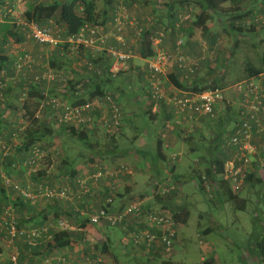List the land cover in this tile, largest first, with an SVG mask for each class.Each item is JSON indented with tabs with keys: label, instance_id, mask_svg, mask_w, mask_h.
Instances as JSON below:
<instances>
[{
	"label": "built area",
	"instance_id": "2783aa9c",
	"mask_svg": "<svg viewBox=\"0 0 264 264\" xmlns=\"http://www.w3.org/2000/svg\"><path fill=\"white\" fill-rule=\"evenodd\" d=\"M29 0H0V24L10 23L16 25L20 32L28 39L41 46L51 48L60 47L67 44L72 50L93 49L98 52L107 48L109 39L114 38L124 44L122 34L126 29H132L138 38L149 31L153 33L154 21L150 19L146 26H143L138 20L129 15V10L125 6L119 5L114 14L111 28L102 25L84 26L75 36L62 34L63 31L52 23L49 26H40L37 23L28 21L20 7ZM178 18L181 24L191 19V14L182 11ZM254 14V15H253ZM251 15L250 21L240 23L249 28L264 24V5L262 6V15L255 13ZM179 28L180 24L176 23ZM108 30V31H107ZM166 34L157 32L152 34L151 43L154 52L153 57L147 60L146 81L149 86V94L154 102H166L171 108L174 116V122L171 125L186 127V134H192L196 124L202 121H213L217 112L223 107H232L233 126L228 135V147L233 155L225 162L222 179L228 182L232 193L237 194L246 183L248 171L259 172L260 178L264 181V71L260 74L249 77L246 80L234 84L231 88L230 100L225 94L226 90L216 87L207 89L203 92L182 91L172 93L170 96L164 86L163 77L167 70L175 64L183 73H187L188 78L198 69V61L193 60L181 54L180 48L183 45V39L180 37L177 41V51L168 52L162 46ZM16 47L11 49L12 54H16L13 64V70L20 74L28 68L32 71L33 58L25 51H17ZM110 55L113 58V64L110 66L109 74L116 78L126 67L132 53L117 49H110ZM88 69L101 75V70H97L94 64L88 63ZM40 74L27 78L30 85L47 83H60L66 85V79L62 74L53 71L50 67H42ZM7 84L3 78H0V100H5ZM23 98L27 97L24 92ZM104 102L110 105V116L103 122L104 127L110 132H118L124 125L125 115L123 110L110 94L104 97ZM98 104V103H97ZM93 105L86 103L84 105L71 104L69 101H63L58 96L44 98L37 109L34 117L42 119L44 113L53 115L57 122L72 126L76 129L86 127L91 121L88 113ZM50 110V111H49ZM16 132L11 138L0 140V160L6 157L15 156L17 146L15 139ZM179 153L173 154L172 162H175ZM47 160V155L43 148L38 144L31 145L22 155L20 165L29 174L36 175L41 166ZM15 166V164H12ZM54 166V160L51 159L50 171ZM15 167H18L15 166ZM102 167V165H101ZM251 169V170H249ZM118 174L130 175L127 168L120 166L115 169L100 168L97 172L86 177L77 178L75 184L77 191L72 192L70 185L52 187L45 182H37L33 187L23 186L12 181L9 175L2 176V182L6 189L13 191L17 197L30 204H38L42 200H66L80 202L83 196L95 197L103 194L102 183L109 178H114ZM201 184L196 183V187L201 191L212 195L217 186L206 175L201 177ZM112 190L104 200V204L99 209L94 208H76L75 211L80 216L88 218L91 226L101 229L103 226L115 228L130 224L132 230L126 227V232L130 237L131 244L146 252H160L164 258L172 255L177 236L179 224L175 222L173 214L161 205L148 206L145 200L137 201L120 209L115 205L116 187L108 185ZM156 196L162 199L168 197L178 190L174 183L162 182L155 184ZM5 209V212H11V207ZM10 215V214H9ZM12 216V215H11ZM11 217V221L5 222L8 230L7 243L12 246L11 254L8 258L9 264H19L20 251L15 245V239L22 240L29 250L38 248L42 245L54 246V235L58 232L71 230V222L67 218H59L56 223H47L39 226L20 227ZM202 243V242H200ZM53 248V247H52ZM55 249V248H53ZM206 253V251H205ZM206 257L201 259L205 263ZM42 264H68L66 259L60 256H45Z\"/></svg>",
	"mask_w": 264,
	"mask_h": 264
},
{
	"label": "crops",
	"instance_id": "0c3cea01",
	"mask_svg": "<svg viewBox=\"0 0 264 264\" xmlns=\"http://www.w3.org/2000/svg\"><path fill=\"white\" fill-rule=\"evenodd\" d=\"M121 1L124 0L102 1L104 6H108L107 8H103L102 15H100L98 9H96L98 19L101 20L102 25H105L107 28H111L114 10L120 3H123ZM93 2H95L96 6H98L97 1ZM41 3L45 2L42 0H29L23 6L27 11ZM253 7L255 6H252V8ZM148 10L157 14V11L148 5L147 7H142V5H139L136 2L133 5H129V15L140 20L143 26H146L151 18L154 21V25L161 21V18L158 19L155 15L149 17ZM253 12L255 11L253 9L251 11L250 9L248 13L251 16ZM57 15L54 19L49 20L46 23L51 25L52 21V23L56 26V22L58 21ZM168 20L171 21L169 22L170 26L174 24V17L172 19L168 18ZM7 24L9 23L7 22ZM59 24L61 25L60 22ZM186 25L188 26V23H186ZM62 27L64 30V26ZM188 27L189 30L186 31V34H192L190 25ZM10 29L11 28L9 26L8 30ZM16 32L14 31V33ZM257 33L259 32H255L254 34ZM211 34H216V32H213L211 29ZM19 35L23 38V41L19 44V46H16L28 48L34 54V57L43 59L41 61L45 60L44 62H46V64L43 65L44 68L48 66L53 71L62 74L66 79V85L64 86H61V84L56 82L47 83L46 81H43L40 86H36V89L38 90V93L36 94L37 98L40 96H43V98L38 100L34 96L31 97L28 99L26 107L23 102V108L25 107L23 110L27 109L28 111V109L31 108L34 109L36 113L39 106L38 102L44 98L52 96H58L61 100L66 98V100L68 99L70 103H74L80 99V97L77 98V96L80 95L79 90H81V88L85 91V93H83L85 103H77V105L89 103L93 105V107L88 113L91 121L87 123L86 127H81L89 139L88 143L82 142L83 144L88 145L89 154L82 156L79 162L72 161L71 163H67V172L65 173L56 171L57 165L55 162L50 171H48L49 168L41 167V171L36 175L28 174L20 165L21 156L23 155L21 154L16 156L14 161L18 162V167L16 168L17 171L12 172L10 175L13 174L17 180L24 182L25 185L33 184L37 180V182H45L52 187H59L68 184L70 185L72 192H76L77 185L75 184V180L77 178L91 175L97 172L100 168L109 167L111 169H115L123 166L127 168L129 173H131L130 175L125 174L124 176L118 174L114 178L107 179L101 184L103 194L97 193L95 197L83 196L80 202L77 200L70 202L66 200H42L37 204V206H32L27 203L24 204V206H21L19 204L20 201L16 204V202H14L15 198L11 200L13 193L12 195L8 193L5 194V197L1 200V202L4 204L14 202L18 205L16 207V211L13 210V214H16L14 215L23 227L56 223L59 218L64 217L71 222V230L64 231L69 234L70 240L69 244L65 247L56 249L51 248L48 250L47 246L42 245L36 250H29L27 246H25L26 244L24 245L23 242L19 241L18 247L21 250L19 263L42 264L45 256H51L53 254L55 256L65 258L68 264H175L173 259L177 254L176 246L181 243L179 233L172 255L168 258H164L160 252H146L143 249L134 247L131 244L128 233L126 232V227L129 230H132L130 224L115 228L105 225L101 229H97L89 224L88 218L80 216L79 213L75 211L77 207L83 209H99L104 204V200L108 196V193L112 192L108 185H114V187H116L115 205L119 207L134 203L137 199H139L138 201L145 200L148 206H152L153 203H155V205H160V203L157 202L160 197L156 196L155 184L162 182L174 183L178 187V192L176 191L171 194L170 201L172 204L184 206L179 203L178 197V195L184 191V182L190 181L193 185L196 184L195 181L197 176L194 174V169H192L188 175L179 174V172L183 170H179L178 166H185L180 163L183 158L182 157L180 159V157L181 155H184V157L186 156L184 152L178 150L182 147H180L178 142L174 140H176L178 135H180L179 132L186 130V127L181 128L171 125L174 122L172 121L174 120V116L171 112V108L164 101L154 102L151 99L145 75L147 60L141 58L138 53L141 38H138L132 29H126L124 34H122L124 44L114 38H111L107 43L106 50L98 52L93 49L84 48L72 50L68 46H60L58 48L41 46L34 41L27 39L23 34ZM150 35L152 38V34ZM171 37L172 36L170 34H167L164 38L162 45L165 48L170 46ZM22 47L20 50H24ZM131 47L134 49L132 50ZM110 49H117L132 53L126 67L123 69L124 72L122 73H124L125 78L122 79V82L121 76H117L116 78L110 80L109 75L106 74L102 77H97L91 70L88 69L87 64H94V62L96 63L94 64L95 67L96 65L101 66L102 68H107L108 66L110 67L114 61L109 53ZM15 59L16 54L14 53L12 54L10 61H15ZM37 70V74H40V72L43 71V68H39ZM172 77H177L179 81H182L181 71L177 68L175 74H166L163 77L164 86L168 83L171 86L170 93L174 94V92H178L179 90L173 86L171 82ZM140 81L143 82L141 88L139 86ZM24 82H21L18 86H21L22 88ZM97 86H100L99 91L104 92V94H95L97 92ZM11 91H9V95L12 94ZM108 94L116 97L118 105L124 111V125L118 132L108 131L103 124L104 120L110 116V105L104 102V97ZM31 100H34L35 102L32 103ZM145 112L157 115L152 122H162L164 131L155 132L156 135L152 137V128H149L150 130L141 133V135H145L142 142L140 141L141 144L134 146V141H136L138 136L136 135L134 140L131 141L128 136L125 137L124 135L127 131L129 132L130 128H132L134 120L141 117V114ZM24 113L26 112L24 111ZM53 115H47V113H45L42 119H40V121L38 120L36 126L33 127L34 130L37 125H39L37 128L39 131L36 135H39L40 132L41 135H44V138L35 144L40 145L46 152L48 149H51L48 147V143L52 140L63 141L66 136H70L65 130L66 127H72L65 124H59ZM43 118L46 119V122L45 124L43 123V125H40ZM10 121L11 120H9L8 117L6 120H0V138L2 137L4 139H8L11 137L12 132L15 131L16 123L14 120L12 122ZM53 122L56 123V125H54ZM13 127L14 129L12 130ZM28 127L29 124H27V128L24 126L21 128L22 131L20 130L19 139L22 143V148L27 140L26 136L29 135V132H32L30 130L32 126ZM168 133H170L171 136H169ZM104 135H107V138H110L109 141L102 140ZM118 137L119 139L117 140ZM169 151H171V153H168ZM196 151V148H189V153ZM64 152H66V150H64ZM48 153L49 152L46 154ZM175 153H179L180 157H178L175 162H172L171 157ZM201 157L202 156H199V158L197 157L198 159H196V161H200V163L203 164ZM55 166L56 169L54 170ZM10 170L13 169H8V171ZM3 211L4 210L2 208V210H0V229H2V232L6 235L8 230L6 229L5 222L2 221V217H4ZM179 225L183 226L184 224ZM6 264H9V261Z\"/></svg>",
	"mask_w": 264,
	"mask_h": 264
},
{
	"label": "rangeland",
	"instance_id": "374dc122",
	"mask_svg": "<svg viewBox=\"0 0 264 264\" xmlns=\"http://www.w3.org/2000/svg\"><path fill=\"white\" fill-rule=\"evenodd\" d=\"M42 1L48 3L55 0ZM67 1L72 2L73 0ZM92 1L98 2L96 9H98L99 14L102 15L103 8L108 7L103 5L102 1L104 0ZM178 1L180 0H124L121 1L123 3H120L119 5L122 4V6H125L127 10H129V5H133L135 2L142 5V7H147V5L153 7L154 10L157 11V14L148 10L149 17L155 15L158 19L161 18L160 22L162 23L158 22L154 25L152 30L153 33L159 30V32H162L163 34H170L172 36L170 38V46L165 48L162 45L163 48L168 52L174 53L177 51L176 43L181 37L183 39V45L180 48L181 54L196 60L199 63L198 69L193 74H189L190 76L188 78H185L187 73L181 72V79L184 84L190 87L195 83L206 86H211L214 82L218 83L222 89L226 90L225 94L227 99L230 100V95L232 93L231 88L234 84L250 77L248 69H258L263 66L262 55L264 53V24H259L258 26L253 27L255 28V32H259L257 34H254L255 32H251L237 35L230 31L227 27L228 23L231 21L233 16H238L239 14V16H241V19L238 21L239 23L250 21L252 19L248 13L250 9L251 11L253 9L258 16H261L264 0H232L230 3L223 5V8L229 12L223 14V16L211 15L207 25L209 26L210 31L212 29L213 32H216V34L208 35L202 34L197 29L191 31L192 34H186V31L189 30L188 26L190 25L191 28V24L196 19L198 14H200L201 0H187L184 5H179L174 11V24L171 26L169 25V22H171L168 20L170 11L169 4ZM23 5L20 7L19 11L24 15L26 9ZM252 6L255 7L252 8ZM182 11H186L191 14L190 21L184 22L183 24L180 23L178 18L179 14H183ZM220 18H222V20H220ZM135 19L138 20L137 18ZM138 21L140 22V20ZM97 22L98 24H102L100 19H98ZM176 23L180 24L179 28L175 27ZM186 23H188V26ZM9 24H0V58L7 57L11 60V49L16 47L18 49L17 51H25L31 55L30 57L33 58L34 62L32 67L33 72L26 68L20 74H17L13 70V66H10L8 62H0V78L4 77L7 84V91L5 92L4 97L5 100H0V118L2 116L1 119L6 120L8 117V119L11 120L10 122L13 120L15 121L16 126L14 132H16L15 139L18 146V144L21 145L22 143L19 139L20 132L16 130L21 129L24 126L27 128V124H29V127L32 126L33 118L31 115L35 113V110L31 108L28 109V111L27 109L23 110L24 101L21 100V98H23L22 95L25 92L27 96L25 99L29 98V94L32 93L33 88L41 85L40 83L30 85L29 82L27 83V78L33 77L37 74V69H41L46 62H44L45 60L41 61L43 59L34 57V54L28 48L21 46L24 50H20L21 47L18 46L21 42H18L15 38H11L5 33V30H7L10 26ZM172 26L174 27L172 28ZM244 28L245 30L249 29L248 26H244ZM58 29L63 31L61 26H58ZM153 33L150 32V34ZM236 42L237 44H235ZM131 49L133 50L134 48L131 47ZM96 67L95 68L97 70H100L99 66ZM177 68L178 67L173 64L167 70L166 74H175ZM122 72L118 75L122 77L121 82L122 79L125 78V75ZM21 82H24L22 88L21 86H18ZM142 85L143 82L140 81V88ZM61 86H64V84H61ZM165 88L167 90V94L171 96V86L167 83V85L165 84ZM9 91H11L12 94L9 95ZM111 96L116 99L114 95ZM62 100L66 101V99ZM31 102L33 103L35 101L31 100ZM40 102H38V105ZM116 102H118L117 99ZM24 111L26 113H24ZM231 112H233L232 107H223L217 112L216 118L213 121H202L199 122V124H196L192 134H186L185 131L179 132L180 135H178V138L174 141L178 142L179 146L182 147L178 150L184 152L186 156L184 157V155H181L180 157V159L183 157L180 163L185 165V168L183 165L178 166L179 170H183L179 172L180 175H188L192 169L195 170L194 174L196 176L205 175V170L207 169L210 161L212 144L217 141L218 134H222V137H220L217 141L216 154L221 156L222 153V155L227 157L232 156L233 152L228 147V135L231 132L234 121L232 118L233 113ZM156 117L157 115H153L150 112L142 113L141 117L134 120L132 128H130L129 132L127 131L124 136H128V138L132 141L137 135L138 138H136V141H134L133 144L135 146L141 144L140 141L142 142L145 138V135H141V133L150 130L149 128H152V137L156 135L155 132L164 131L162 122H152V120ZM53 124L56 125L54 122ZM37 128L38 127H36V129ZM13 129L14 127L12 130ZM81 130V128L78 129V131ZM168 135L171 136L170 133H168ZM1 139L4 140L2 137L0 140ZM109 139L110 138H107V135H104L102 140L109 141ZM118 139L119 137L117 140ZM184 144L186 148L184 147ZM87 146L88 145L83 144L79 139L71 136H66L63 141L52 140L48 143V147L51 149L47 150V152H49L46 154L47 160L40 166L42 168H49L51 159H53L54 163L56 162L57 165L56 171L65 173L67 172V163H71L72 161L79 162L82 156L89 154ZM189 148H196L197 151L189 153ZM64 150H66V152H64ZM47 152L45 151V153ZM168 153H171V151ZM198 155L202 156L201 159L203 164L200 163V161H196V159L199 158ZM14 164L17 166L18 162L16 161ZM15 166H6L5 160H0V210H2V208L4 210V217H2V221L4 222L11 221V217H15L16 215L11 212L6 213L7 209H9L8 207H11L12 210L16 211V207L18 205H16L17 202L16 204L14 203L15 201L6 204L1 202V200L5 197L3 195L4 191V194L8 193L12 195V192L10 193L3 185V182L1 181L2 176L9 175L13 182L26 186L24 182L17 180L13 174L10 175L12 172L17 171V167ZM10 168L13 170L8 171ZM55 169L56 166L54 167V170ZM250 173H256L255 177L260 178L259 172L251 170L248 171V175ZM37 181L35 183H37ZM197 181L198 178L195 183H197ZM35 183L30 184V186L33 187ZM183 187L185 192L183 191L180 195H178L179 203L188 208L190 216L186 224L178 226L181 243L176 246L177 254L173 259L175 264H264V259L258 260L256 256H251L248 251V245L252 242V234L255 231L254 219L256 216H259L261 219L259 220V226L263 228L262 232L264 238V199H262L260 193L261 186L256 183H247L246 180V183L241 191L237 194L233 193L237 197L234 201H229L226 196H224V198H220V195H218L216 191L212 195H208L206 192H203L201 189L195 187V185L190 183V181L184 182ZM14 196H16L15 193H13L11 200L14 199ZM138 200L139 199L135 200V202ZM242 201H244V203ZM30 205L34 206V204ZM35 205L37 206V204ZM7 234L8 233L6 232L5 235L4 232H2V229H0V264H6L8 262V258L13 249L12 246L4 240H8ZM203 257H206L205 263L201 261Z\"/></svg>",
	"mask_w": 264,
	"mask_h": 264
},
{
	"label": "trees",
	"instance_id": "16d2710c",
	"mask_svg": "<svg viewBox=\"0 0 264 264\" xmlns=\"http://www.w3.org/2000/svg\"><path fill=\"white\" fill-rule=\"evenodd\" d=\"M186 1L187 0H180L178 2H173L172 4H169V9H170L169 15H168L169 18L172 19L174 17V11L176 10V8H178L179 5H181V6L184 5ZM231 1L232 0H201L200 14H198L196 19L191 24V31H193L194 29H197L204 35L211 34L210 28L207 25V22L210 19L211 15L212 16L213 15L223 16V14L228 13L229 11L226 10L225 8H223V5L230 3ZM115 10H116V8H115ZM115 10H114V12H115ZM56 15L58 16V21L56 22V25L57 26H61V25L64 26V30H63L62 34H65L67 36L77 35L84 26L91 27L94 25H102V24H98V22H97L98 16L96 13V4L92 0H73L72 2L67 1V0H55V1L50 2V3H41L39 5H36L32 9L27 10L24 14V17L28 21L37 23L38 25L44 27V26L48 25L46 22L54 19V17ZM239 15L233 16L231 21L228 23L227 27L230 29V31H232L233 33H235L237 35L255 32V28H253V27L249 28L248 30H245L244 25H241L238 22L241 19V16H239ZM220 20H222V18H220ZM59 22L61 23V25L59 24ZM173 27L174 26H172V28ZM10 28H11L10 30H8L9 28L7 30H5L6 31L5 33L8 36H10L11 38H15L18 42H22L23 38L19 35L22 33L19 31V28L14 24L10 25ZM14 31L15 32L17 31V32L14 33ZM18 32H20V33H18ZM150 38H151L150 32L149 31L145 32L142 35L141 40L139 42L138 53L141 56V58H143L145 60L153 57V55H154ZM235 44H237V42ZM63 46H67V44H65ZM56 48H58V47H56ZM0 62H8L11 66H13V64H14V61H10L7 57H1ZM262 62H263V66L261 68H258V69L249 68L248 69L250 77L256 76V75H258L264 71V53L262 55ZM94 64H96V63L94 62ZM96 66H98V65H96ZM99 68H100L101 72H103L102 75L107 74V75H109L110 80L113 79V77H111V75L109 74V69H110L109 66L107 68L106 67L102 68L101 66H99ZM93 74L96 75L97 77H102V75L99 76V75L95 74V72H93ZM171 82L175 88H177L178 90H182V91L203 92L204 90H207V89H213L216 87L221 88L219 86V84L215 83V82L211 86L200 85L198 83H195L193 86L191 85L190 87H188V85L184 84L183 81H179V79L177 77L176 78L172 77ZM96 89H97V92L95 93L96 95L104 94V92L99 91L100 86L99 87L97 86ZM37 93H38V90L36 89V87H34L32 90V93L29 94L30 97L24 101L25 107H26V104L28 102V99H30L33 96L37 98V96H36ZM79 93H80V95H78L77 98L80 97V99H78L74 103L71 102V104H77V103L83 104V103H85L84 94H83L84 89L81 88V90H79ZM52 97H56V96H52ZM42 98H43V96H40L37 99L39 100ZM67 101H69V100L67 99ZM34 115H35L34 113H33V115H31V117L33 118L32 119L33 125L30 128V130L32 132H29V135L26 136L27 140H26L25 144L23 145L24 147L23 148L17 147L16 149H14V150H16L15 156H9V157L5 158L6 166L12 165L15 161L16 156L23 154L25 149L27 151L28 147L35 144L36 142H40L42 140V138H44V135H41L40 132H39V135H36V133H38L39 129L33 130V127L36 126L38 120L40 121V119H36L34 117ZM1 118H2V116H1ZM1 118H0V120H2ZM45 120L46 119L43 118V121L40 122V125L41 124L43 125V123L45 124V122H46ZM38 126L39 125H37V127ZM20 130L21 129L16 130V131L20 132ZM65 130H66V132L69 133V135L71 137L77 138L82 142L88 143L89 139H88V136L86 135V133L84 132V130L78 131L73 127H69V128L66 127ZM220 137H222V134L221 135L218 134L217 141H218V139H220ZM217 141L213 142V144H212V148H211L212 150L210 153V155H211L210 161H209L207 169L205 170V175L208 178H210L211 180H213V182L217 186L216 193L218 195H220L219 196L220 198L221 197L224 198V196H226V197H228L229 201H234L237 199V197L231 192L230 187L228 185V182H226L222 179V175L224 173L225 162L230 157L222 155V153H221V156L216 154L217 143H218ZM21 160H22V156H21ZM255 176H256V173H250L249 175H247V183H252V184L256 183L259 186H261V190H260L261 192L260 193H261L262 199H264V181L258 177H255ZM201 177L202 176H200V175L197 176V178H198L197 183L198 184L202 183ZM4 192H3V195L5 196ZM9 192L14 193L11 190H9ZM14 198H15V202L18 203L20 201L19 204L21 206H24V204H26V203L28 204V202H26L25 200H23L17 196H14ZM157 202H159L160 205L163 208H165V210L168 209L173 214V218H174L176 223L186 224V222L190 216V211L188 210L187 207L172 204L170 201V197H168L165 200L162 198H159L157 200ZM242 202L244 203V201H242ZM158 205L159 204L155 205V203L152 204V206H158ZM123 207H120V209H122ZM259 220H261L259 218V216H256L254 219L255 231L252 234V242L248 245V251H249L251 256H254V257L256 256V258L258 260H261V259H264V238H263V232H262L263 228H261L259 226V222H260ZM14 222H16L18 224V226L23 227L18 222V219L16 218V216H15ZM19 241L23 242L22 240H20L18 238L15 239V242H14L18 249H19V247H18ZM69 241L70 240H69V234L68 233L58 232L54 235V242H55L54 246L47 245V248H48V250H50L52 247L55 249L56 248H62V247L67 246L69 244ZM24 245H25V243H24ZM36 249L37 248H34L33 250H36ZM19 251L21 254L20 249H19ZM164 264H169V263H164Z\"/></svg>",
	"mask_w": 264,
	"mask_h": 264
}]
</instances>
